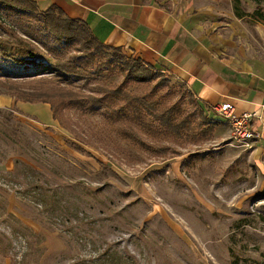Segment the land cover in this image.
<instances>
[{
	"label": "rangeland",
	"instance_id": "rangeland-1",
	"mask_svg": "<svg viewBox=\"0 0 264 264\" xmlns=\"http://www.w3.org/2000/svg\"><path fill=\"white\" fill-rule=\"evenodd\" d=\"M173 1L264 78V0ZM131 58L0 3V264H264V142H237L165 73L138 80Z\"/></svg>",
	"mask_w": 264,
	"mask_h": 264
},
{
	"label": "crops",
	"instance_id": "crops-1",
	"mask_svg": "<svg viewBox=\"0 0 264 264\" xmlns=\"http://www.w3.org/2000/svg\"><path fill=\"white\" fill-rule=\"evenodd\" d=\"M42 12L54 5L85 22L103 45L119 48L154 70L184 83L204 108L231 103L239 113L256 112L264 122V78L212 49L173 0H30ZM24 108L29 102H20ZM44 107L52 118L48 103ZM264 142L261 140L251 142Z\"/></svg>",
	"mask_w": 264,
	"mask_h": 264
},
{
	"label": "trees",
	"instance_id": "trees-1",
	"mask_svg": "<svg viewBox=\"0 0 264 264\" xmlns=\"http://www.w3.org/2000/svg\"><path fill=\"white\" fill-rule=\"evenodd\" d=\"M1 4H11V3H16L21 5L22 7H29L32 8L34 10H37L36 5L34 4L33 1L30 0H0ZM38 11V10H37ZM43 14V20L46 24V26L50 27L53 31L54 34L58 37L61 38H69L72 40H78L80 42H83L85 44V46H95L98 48H102V49H114L116 51H120L119 48H114V47H109L106 45H103L102 43H100L92 34L91 30L89 29L88 25L78 19H71L69 17H67L63 11L61 9H59L57 6L51 5L49 6L47 9H45L44 11H42ZM255 14L264 19V9L261 8L260 6H257L255 8ZM122 55V54H121ZM121 58V57H118ZM16 61L18 62H22L24 61L21 58H14ZM128 64H130V67L140 71V72H144V73H149L151 76L146 77L143 76L142 73L141 74V78H138V80L144 82V81H148L152 78H154V75H157L158 73H162L159 71L154 70V68L148 64L143 63L142 61H140L138 58H131L130 62H128ZM55 66L60 69L61 71H63L62 69L71 72L73 71V69L71 67H64V64H61L59 62H57L55 64ZM62 95H68L66 93L62 94ZM69 98H67L66 100L63 101V103H71L73 104L74 100L72 98V94L68 95ZM127 100V98H125ZM40 100V99H39ZM134 101H137V103H140L142 105V107L144 109H146L148 111V113L157 121L159 122L161 125L162 124H168L169 122V117H170V109H163V111H157L156 107L148 102H144V100H142L141 98H136L133 99ZM24 102H29V103H33L31 98L28 97H24L23 98ZM43 101V103H47L48 101L46 100H40ZM127 101H130L127 100ZM52 104V103H51ZM49 105L50 106V110L52 113V118L55 119V110L53 108V105ZM167 115V116H165ZM21 163L20 161H16L15 165L16 167L18 166L17 164ZM15 172V168L13 171H11V173Z\"/></svg>",
	"mask_w": 264,
	"mask_h": 264
},
{
	"label": "built area",
	"instance_id": "built-area-1",
	"mask_svg": "<svg viewBox=\"0 0 264 264\" xmlns=\"http://www.w3.org/2000/svg\"><path fill=\"white\" fill-rule=\"evenodd\" d=\"M213 109L220 118L228 123L231 136L237 142L249 146L251 142L263 139L264 122L260 121V116L256 112L239 113L228 102L217 104Z\"/></svg>",
	"mask_w": 264,
	"mask_h": 264
}]
</instances>
